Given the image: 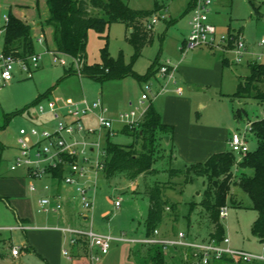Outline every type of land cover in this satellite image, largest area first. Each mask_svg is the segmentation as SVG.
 Masks as SVG:
<instances>
[{
  "label": "rangeland",
  "instance_id": "rangeland-1",
  "mask_svg": "<svg viewBox=\"0 0 264 264\" xmlns=\"http://www.w3.org/2000/svg\"><path fill=\"white\" fill-rule=\"evenodd\" d=\"M12 1L29 0H0V20L5 13L15 12L14 5L11 4ZM123 1L135 9L150 10L154 8L156 0ZM157 1L161 4L165 3L166 19H162L154 25L152 41L135 59L133 69L139 75H146L157 58L160 64L165 63L168 59L175 64H180L183 59H186L185 62L192 61L191 63L198 71L206 72L205 74H192L193 79L189 83L190 86L181 81V76L178 78L174 74V77L169 79V77L160 76L158 70L154 76L147 80L127 74L121 78L99 82L77 73L67 74L65 67L71 65L70 58L65 57L67 63L63 65L54 62L49 53L42 52L41 65L45 64L38 71H41V86L49 87L48 89H51L52 92L49 98L40 103L45 106L46 111L49 110V99L55 97L63 100L84 98L95 100L99 96L103 98V103L108 107L111 117L137 106H142L144 109L150 103L161 110L164 105L163 98L167 95L177 94L176 89L179 88L181 91L179 94L184 92L182 95L184 98L192 97L191 119L187 128L189 131L192 128L203 127L204 130L210 129L208 132L211 134L214 130L221 129V135L215 136L220 140V145L217 147L210 142L199 154L191 155L188 151L181 152L174 140L171 145L166 144L164 140L161 141L155 151L154 171L146 175H139L135 179H129L123 172L111 177H107L102 170H97V173L96 170L89 172L92 181L96 182V187L92 183V188H95V191L91 188L90 193L94 199V208L88 213L90 219L87 223L76 222L73 226L80 228L85 225L84 228H92L97 233L110 235L114 238L109 252L101 256L95 264H143L142 256L138 253L137 248L146 253L145 246L147 244L120 241L118 238L141 239L144 237L145 220L150 207L147 190L157 182L172 186L165 190V195L170 204H176L174 210L171 207L166 209L158 229L161 232L168 229L171 232L186 231L192 236L198 233L201 236L209 237L213 225L207 217L206 209L201 205L206 187V177L195 175L191 182L186 183L183 176L171 177L169 171L172 168L185 169L192 163L204 162L211 155L210 153L218 152V148H222V151L231 150L230 135L227 136V134L229 132L231 134L233 130L245 131L249 121L264 117V100L234 96L240 78L250 74L248 64L255 57L254 55L264 52V48L259 46L260 40L264 38V0H211L212 4L207 14L211 22L216 25L218 32L223 34L242 33L249 50L242 62H232L227 66L222 64L224 53L220 49L215 50L205 45L191 49L186 45V40L191 32L190 20L197 8L195 4H190L192 0ZM204 1L206 0H196V3ZM48 9L46 0H41L40 13L42 15L48 13ZM92 11L98 12V9ZM171 21L173 22L170 23ZM130 32L131 29L121 22L111 23L105 32L108 35V52L115 58L122 55L127 63L132 61L134 54L133 46L129 41ZM3 33V31L0 32V40ZM48 42L49 46H52V37L49 34ZM105 42L106 40L100 37L95 29L89 31L87 43L89 63L101 60L100 49L105 45ZM46 46L48 47L47 44ZM192 55L195 56L193 60ZM225 56L229 60L234 58L232 52L226 53ZM190 57L191 61H188ZM261 61L264 62V57ZM217 63L220 65V70L211 73V70H215ZM160 64L157 65V69ZM75 66L73 65V68ZM33 76L34 78L22 77L18 71L14 80L0 82V140L3 143L0 161L1 228L17 225L19 217L30 218L31 226H53L58 222L57 216L52 212L48 214L38 211L39 199L49 195L40 183L44 179L47 181L49 179L36 180L38 189L31 191L29 187L31 179L27 176L18 177L19 169L11 170L12 161L18 151L17 138L20 128L40 126L27 119L28 112L36 114L35 106H30L21 114L12 116L7 122L8 115L23 109L32 101L30 97L38 85L36 71ZM215 78L218 79V82H206ZM162 86L164 90L160 91ZM159 91L160 94H158ZM143 93H147L149 99L142 105ZM238 110L243 113L241 119L236 118ZM40 118L43 121H53L49 112L41 114ZM94 126H96V122ZM203 129L201 128L202 132ZM114 131L115 134L110 136L113 142L122 146H129L135 142L134 135L124 132L120 123H114ZM248 137L249 148L253 151L258 146V140L250 132H248ZM89 138L100 139L101 151H104L107 142L106 133L103 135L91 134ZM90 157V163L94 165L97 150L94 153L91 152ZM248 173L252 175L253 171L248 170ZM233 193L234 201H228V213L226 217H221L225 236L229 239L231 247L263 254L264 243L254 235L252 230L258 212L253 208L249 195L241 188L234 186ZM116 201H119L120 205H117ZM77 204L79 205V198ZM78 207L79 210H82L80 205ZM82 212L86 211H81L80 216ZM55 234H59V232L48 229L34 230V228L26 230V232L0 229V253L2 254L0 264H83L76 258L74 261H69L63 255L62 249L69 246L65 236H62L63 245L60 244L57 249ZM28 245L29 248H27ZM13 246L20 247L19 259L12 257L11 248ZM132 251L135 253L133 254ZM166 251L169 254L173 249L168 248ZM177 261L180 264L179 259ZM169 264L177 263L169 261Z\"/></svg>",
  "mask_w": 264,
  "mask_h": 264
},
{
  "label": "trees",
  "instance_id": "trees-1",
  "mask_svg": "<svg viewBox=\"0 0 264 264\" xmlns=\"http://www.w3.org/2000/svg\"><path fill=\"white\" fill-rule=\"evenodd\" d=\"M50 16L46 25L53 29V41L55 49L66 54L70 59L78 60L81 64L80 74L103 82L107 79H115L133 74L140 79L147 80L159 71L162 64L157 58L149 68L146 75H139L133 69L135 59L142 54L143 48L152 41V30L147 29L146 22L155 12L163 8V4L155 1L153 9H135L123 0H46ZM192 0L190 4H195ZM98 9V12H93ZM9 21L3 33L2 51L12 54L17 58L26 59L37 52L35 38L31 32V26L26 21L12 13L8 14ZM125 23L132 29L129 41L133 46L132 61L127 63L123 56L117 58L108 52V35L105 34L111 23ZM171 21L170 23H172ZM95 29L99 36L106 40L100 49L101 60L89 63L87 43L88 33ZM232 62L225 53L222 57L224 66ZM160 64L157 69V65ZM73 63L66 68L67 74L77 73ZM250 74L241 77L234 96L239 98H255L264 100V62L257 60L248 64ZM78 74V73H77ZM51 91L39 96L34 102L41 100ZM15 111L7 116V122L16 114H21L28 108ZM236 118H243V113L238 110ZM252 125L251 132L258 140L255 150L239 158L232 150L212 153L204 162L192 163L185 169H170L171 177L183 176L186 183L193 180V176L206 177V187L203 193L201 205L207 211V217L213 225L209 236L218 240L225 236L224 226L221 222L219 210L227 206L228 201H234L233 187L238 186L246 192L252 200L253 208L258 216L253 223L254 235L264 243V117L249 121ZM123 131L134 135L135 142L129 146H122L112 141L107 135L105 145L104 174L107 177L123 172L129 179H135L139 175L153 172L156 161L155 151L164 140L165 135L173 140L174 126L163 123L161 114L154 104L150 103L145 112L144 120L137 128L123 127ZM3 143L0 140V161L2 158ZM248 170H252L250 175ZM54 176L61 179V172L55 171ZM171 185L157 182L148 188L150 207L145 220L144 236H150L159 228L163 221L167 207L172 210L176 204H170L165 195V190ZM143 246V245H142ZM146 253L137 248L142 256L143 264H169V261L180 264H195L193 253L187 250L172 248L169 254L160 244L146 245ZM134 254L135 251H132ZM212 264H242L232 259L223 258Z\"/></svg>",
  "mask_w": 264,
  "mask_h": 264
},
{
  "label": "built area",
  "instance_id": "built-area-1",
  "mask_svg": "<svg viewBox=\"0 0 264 264\" xmlns=\"http://www.w3.org/2000/svg\"><path fill=\"white\" fill-rule=\"evenodd\" d=\"M159 11L152 14L146 22V27L153 30L154 25L162 19H166V5ZM212 4L211 0L204 2H195L197 7L191 20V32L186 40V45L193 49L199 46H209L213 49H220L223 53L234 54L231 62L240 63L248 53L247 42L242 33H219L216 25L209 21L208 11ZM9 21L8 15L3 17L0 22V32L5 31V27ZM35 42L44 48V53H49L54 62L65 65L67 63L66 54L58 52L46 46V37L44 33H40ZM259 46L264 48V38L259 42ZM254 60L262 62L264 52L254 55ZM42 52H36L26 59L17 58L12 54L0 53V82H9L16 72H20L24 77L31 78L34 72L41 66ZM69 58V57H68ZM76 65L77 73L80 74L81 64L78 60L71 59ZM175 68L170 60L163 63L159 69L162 77H174ZM164 87L160 90L163 91ZM160 91L158 94H160ZM177 92H181L179 88ZM149 99L147 93H143L141 104ZM38 103V109L41 114L50 112L53 123L40 126H32L30 128L22 127L19 130L17 138L18 151L12 161L11 170H24L26 176L31 179L30 190L37 191L36 180H42L46 177H53L55 171H60L61 180L64 186H72L75 189L76 197L79 198V205L83 211L89 213L94 208V199L90 196L92 183L96 187V182L90 178V171H100L104 169L105 150L101 151L102 145L100 139H90L89 135L99 133V135L112 136L115 134L114 123L118 122L123 127L137 128L144 120L147 107L137 106L129 111L120 112L117 116L111 117L109 109L104 105L101 97L95 100L84 98L81 100H67L58 103L54 99H49V110L46 111L45 106ZM91 117L96 126L86 125L85 119ZM252 125L247 123L245 131L233 130L230 134L229 143L231 150L238 154L239 158L247 155L250 151L248 132H251ZM97 157L95 164H91L90 153L96 152ZM103 156V158H101ZM45 189H50V185L46 184ZM95 191V188H92ZM120 205L119 201H116ZM64 198L60 193L49 194L39 199V212L44 213H61L64 211ZM169 209V207H167ZM228 213L227 206H222L219 210L220 217H226ZM89 217V214H87ZM38 226L28 225L19 222L17 225L1 228L11 231H26ZM44 228L60 231L69 243L67 248L62 249L63 255L73 261L75 258L84 257L87 264H95L100 257L109 252L111 242L114 238L110 235H104L95 232L92 228L75 227L70 224H57L54 226H46ZM120 241L140 242L147 245L160 244L164 249L175 248L183 249L193 253L195 264H212L214 261L229 258L234 262L242 264H264V253L257 254L241 248L231 247L229 239L224 236L218 240L215 237H207L198 239L189 235L186 231H178L173 234L166 235L159 229H156L152 235L138 238H118ZM13 256L20 255V247L13 246L11 248Z\"/></svg>",
  "mask_w": 264,
  "mask_h": 264
},
{
  "label": "crops",
  "instance_id": "crops-1",
  "mask_svg": "<svg viewBox=\"0 0 264 264\" xmlns=\"http://www.w3.org/2000/svg\"><path fill=\"white\" fill-rule=\"evenodd\" d=\"M12 2L13 3H11V4L14 5L13 9L15 12L14 13L9 12V13H12L15 16H18L19 18H21L22 20H24L28 24H30L31 32H32V35L34 38H36V36H38V34L44 33L45 37H46V44L48 45V47H51V49L52 48L55 49V44L53 41V29L51 26L46 25V20L50 16V11L48 9V13L46 12L43 15L40 13V2H41V0L12 1ZM30 9L33 11H31ZM9 13H5L4 16L8 15ZM2 20H3V18L0 20V22H2ZM209 21L211 22L210 19H209ZM212 24H214V23H212ZM48 29H50V30H48ZM48 34H49V36L51 35V37H52V44H51L52 46H49L50 43L48 42ZM2 46H3V37L0 40V53L2 51ZM36 48H37V52H43V50H44L43 47H41L40 45H37V44H36ZM193 58H195L194 55H192V60H193ZM185 60L183 59V61L180 64L179 63L175 64L171 60H170V62L172 64V66L175 68L174 74H176L178 76V78H180V76H181V81L183 83L187 84L188 86H190L189 83L193 79L192 74L198 75V74H205L206 72L205 71L200 72V71H198V69H195V66H193V64L191 63L192 62L191 57L188 60L191 62L186 63ZM251 61H253V59ZM44 64L45 63H42L40 68H42L44 66ZM40 68L38 70H36V80H37L38 85L36 84L37 87H36L33 95L30 97L32 100L31 101L32 103L30 102L27 104V105H29L28 108L30 106L36 107V114H32L31 112H28L27 119L30 121L36 122V125H46L49 123H53V121L41 120L40 112H39V109L37 106H38L39 102H42V100L49 98L52 92L50 91L41 100L33 103V101H35L39 96L43 95L44 93H46L49 90L48 89L49 87L41 86V78H42L40 76L41 71L38 72L40 70ZM66 68H67V66L65 67V72H66ZM218 70H220V65L217 63V65L215 66V70L214 69L211 70V73L217 72ZM22 77H24V75H22ZM14 78L12 80H14ZM32 78H34V76ZM216 81L218 82L217 78L211 79V80L206 81V82L214 83ZM176 93L179 94V92H177V91H176ZM183 93L184 92H182V94H179V95L175 94V95L165 96L163 98L164 105L161 108V110L155 106L161 114V119H162L163 123L174 126V134H173L174 139L173 140L177 144V147H179V150H181V152L188 151L191 153V155L199 154L200 152L204 151L205 146H208V144L210 142L212 145H216L218 147V145H220V140L215 136L221 135V129L220 130H214V132H212L211 134L208 132L210 129L204 130L203 127H200V129H197V127L192 128V129H190V131H189V129H187L189 122H190V119H191V100H192V97L187 96L184 98L182 96ZM101 99H103V98H101ZM54 100H56L58 103H63L65 101H67L66 99L63 100L59 97H55ZM68 100H71V99H68ZM76 100H78V99H76ZM37 123H39V124H37ZM85 123H86V125H89V126L95 125V122L91 117H87L85 119ZM201 128L205 132L204 131L202 132ZM229 135H230V132L227 134V136H229ZM89 137H90V135H89ZM170 139H171V137H170ZM169 143H170V141H169ZM217 150H218V152L222 151V148H218ZM212 153H210V154H212ZM18 172H19L18 177H26V171L19 170ZM46 178H48L50 181L49 180L47 181L44 179V181L40 183L41 187L43 186V188L45 189V185L49 184L50 189H45L48 191V194L60 193V194H62V196L64 198V202H65L63 212L53 213L54 215L57 216V219H58V222L55 223L54 225H56V224L60 225L63 223H68L70 225H74V223H76V222H78L79 224H82L83 221L85 223H87V221L90 218L88 217V215H87L88 213H86V212L85 213L82 212L81 216H80V212L83 210H79V207H78L79 205L77 204V197H76V192H75L74 187L64 186L61 179H55L53 177H46ZM18 222L31 225V224H29L31 222L30 218H20L19 217ZM84 226H83V228H84ZM39 229H47V228H44V226H40L39 228H36L34 230H39ZM48 230H53V229H48ZM24 232H26V231H24ZM58 232H59V234H55L56 240H57V243H56L57 249L60 247V244H61V246L63 245V237L62 236H64V235H62V233L60 231H58ZM163 233L168 235V234H173L175 232H171L170 230L166 229ZM193 237L198 238V239L207 238L205 236H201V234H198V233L197 234L195 233L193 235ZM27 248H29V245ZM0 257H2L1 253H0ZM12 257L15 259H17V258L19 259V256H13L12 255ZM58 258L60 259V256H58ZM76 259L81 260L83 262V264L88 263L87 259H85L84 257H78Z\"/></svg>",
  "mask_w": 264,
  "mask_h": 264
},
{
  "label": "water",
  "instance_id": "water-1",
  "mask_svg": "<svg viewBox=\"0 0 264 264\" xmlns=\"http://www.w3.org/2000/svg\"><path fill=\"white\" fill-rule=\"evenodd\" d=\"M131 31H132V29H131ZM169 141H170V136H169V135H165V136H164V142H165L166 144H169Z\"/></svg>",
  "mask_w": 264,
  "mask_h": 264
}]
</instances>
